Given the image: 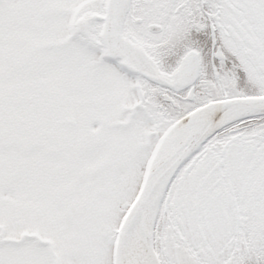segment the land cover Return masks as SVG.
<instances>
[{"label":"snow or ice","instance_id":"1","mask_svg":"<svg viewBox=\"0 0 264 264\" xmlns=\"http://www.w3.org/2000/svg\"><path fill=\"white\" fill-rule=\"evenodd\" d=\"M0 264H264V0H0Z\"/></svg>","mask_w":264,"mask_h":264}]
</instances>
